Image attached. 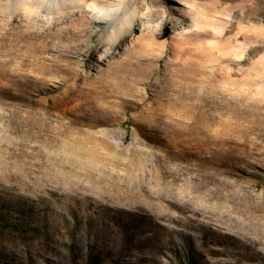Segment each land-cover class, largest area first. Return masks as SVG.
<instances>
[{"label": "rangeland", "instance_id": "1", "mask_svg": "<svg viewBox=\"0 0 264 264\" xmlns=\"http://www.w3.org/2000/svg\"><path fill=\"white\" fill-rule=\"evenodd\" d=\"M169 235L264 264V0H0V264Z\"/></svg>", "mask_w": 264, "mask_h": 264}, {"label": "trees", "instance_id": "2", "mask_svg": "<svg viewBox=\"0 0 264 264\" xmlns=\"http://www.w3.org/2000/svg\"><path fill=\"white\" fill-rule=\"evenodd\" d=\"M125 228L126 229H128L127 231H129V233H130V226H129V228H128V226H127V224H125ZM141 233V231H138V230H134L133 232H131V238H135V240H136V238L139 236V234ZM158 233V234H157ZM157 233H156V236L154 237V241H156L155 243H154V245H152L153 247H154V251H155V254H156V256H158V254H159V252H160V250H162V247H161V241L159 240V238L160 237H162V234H161V232L160 231H157ZM167 240H169V242H170V244L172 245V247H173V249H172V254H173V256L176 258H185L186 256H187V254H188V256H191L192 258H194L195 259V261H196V264H197V260H198V258H197V256H198V252L195 250V249H193V247H192V243H191V241H187V240H183L182 241V243H179V244H177V245H175V236L174 237H172V236H170L169 235V237L167 238ZM132 242V241H131ZM132 246V245H131ZM128 252H131V254H133L132 252H133V248L131 249L130 247H129V250H128ZM158 264V263H157ZM159 264H161V263H159Z\"/></svg>", "mask_w": 264, "mask_h": 264}]
</instances>
